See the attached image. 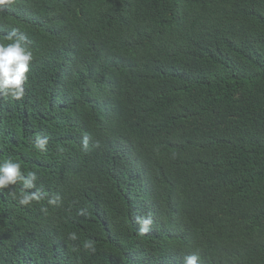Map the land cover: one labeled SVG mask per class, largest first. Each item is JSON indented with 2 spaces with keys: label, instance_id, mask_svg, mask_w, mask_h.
Instances as JSON below:
<instances>
[{
  "label": "trees",
  "instance_id": "trees-1",
  "mask_svg": "<svg viewBox=\"0 0 264 264\" xmlns=\"http://www.w3.org/2000/svg\"><path fill=\"white\" fill-rule=\"evenodd\" d=\"M13 29L0 163L41 199L0 190V264H264V0H15Z\"/></svg>",
  "mask_w": 264,
  "mask_h": 264
},
{
  "label": "clouds",
  "instance_id": "clouds-1",
  "mask_svg": "<svg viewBox=\"0 0 264 264\" xmlns=\"http://www.w3.org/2000/svg\"><path fill=\"white\" fill-rule=\"evenodd\" d=\"M15 0H0V6H11ZM6 43H0V97L13 101L21 100L25 96V84L28 80L30 63L33 60V52L28 47L27 38L18 34V29H13L6 37ZM88 136L83 138V147H88ZM49 138L42 134L35 137V148L41 152L47 151ZM38 177L36 172L28 171L27 175L21 170V164L17 161L7 159L0 163V190H8V194L17 199V193L12 188L18 182L22 185L18 197L20 205H31L33 201L41 199V192L37 189L34 192L27 190L36 188ZM57 199H49L50 205H56ZM47 211V209H43ZM83 213V210L81 211ZM141 224V232L148 230L151 219L138 218ZM76 239L75 233L71 234ZM198 257L189 255L185 257L184 264H197Z\"/></svg>",
  "mask_w": 264,
  "mask_h": 264
}]
</instances>
